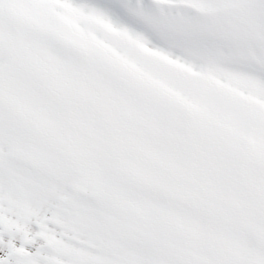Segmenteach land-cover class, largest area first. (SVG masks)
Listing matches in <instances>:
<instances>
[{
	"label": "snow or ice",
	"instance_id": "1",
	"mask_svg": "<svg viewBox=\"0 0 264 264\" xmlns=\"http://www.w3.org/2000/svg\"><path fill=\"white\" fill-rule=\"evenodd\" d=\"M0 264H264V0H0Z\"/></svg>",
	"mask_w": 264,
	"mask_h": 264
}]
</instances>
